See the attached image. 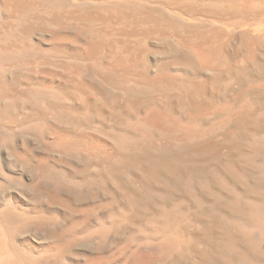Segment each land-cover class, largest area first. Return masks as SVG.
<instances>
[{"label": "bare ground", "instance_id": "bare-ground-1", "mask_svg": "<svg viewBox=\"0 0 264 264\" xmlns=\"http://www.w3.org/2000/svg\"><path fill=\"white\" fill-rule=\"evenodd\" d=\"M79 1L0 0V158L20 151L17 163L34 175L25 213L65 210L66 222L40 224L57 249L54 264L82 248L93 255L90 264H264V75L234 72L226 52L238 37L243 67L263 69L264 33L235 35L224 26L261 25L264 0H211L214 7L198 3L204 0ZM168 8L225 24H189ZM164 37L191 50L197 78L163 62L151 69L152 41ZM92 94L123 114L120 130L108 131L118 153L91 150L81 139L77 120H90L83 105ZM134 168L146 178L140 187L123 177ZM173 181L189 203L169 202ZM124 186L133 190L116 210ZM12 194L0 214V264L22 262L8 240L33 245L25 234L31 220L23 207L16 212L24 201ZM190 202L220 226L199 262L191 261L182 227ZM134 212L140 220L126 232L123 220Z\"/></svg>", "mask_w": 264, "mask_h": 264}, {"label": "rangeland", "instance_id": "rangeland-1", "mask_svg": "<svg viewBox=\"0 0 264 264\" xmlns=\"http://www.w3.org/2000/svg\"><path fill=\"white\" fill-rule=\"evenodd\" d=\"M74 1H75V3L80 2L79 0H74ZM188 1L189 0H185L182 3L187 4V3H189ZM198 3L204 7H211V6L214 7L216 5L214 2L211 3V0H207V1L204 0V1L198 2ZM168 9L169 10H167V12L170 15H172L176 18H180L181 20H183L189 24L207 23V24L211 25V23H212V25H217V26H221V25L223 26V24H225V23L222 24L221 21L216 22L215 20H217V19H215V18L212 19L213 17H208L206 15H202V14L187 15V14H184L179 9H174V10L171 8H168ZM212 20H214V21L212 22ZM257 22H258L257 20H251L250 22L249 21L246 22L244 25L243 24H240V25L225 24L224 26H226L225 28L228 31L230 30V32H234V34L236 33L235 35H237L238 32L244 33L247 31L249 33L253 32V34H255V35H260L261 32L263 34L264 33V21L261 23L262 26L258 25ZM253 26H255V27H253ZM233 28H235V29H233ZM232 29L235 31H233ZM254 29H256V30H254ZM257 33H259V34H257ZM230 39L226 45V52L228 54L230 67L232 68V70L236 73H239V74L242 73L244 70L247 72L249 71L250 75L253 76V74H254V76H253L254 78L256 76H260V74L264 75V68L261 69V68H257L254 66L243 67V65L241 64L242 51H241L240 46L238 44L239 38L234 36ZM42 40L47 41V42H53V38H50V37H46V38L42 37ZM164 42H171L174 45H176L177 48L180 47V49L182 48L186 52L189 51L191 53L190 49H188L187 47H184L182 45L180 46V44L174 38L164 37V38L155 39L152 41L151 55H154V54H158L161 56L167 55L169 53V49H168V47H166L164 45ZM65 43H66V41H65ZM152 57L153 56H151V59H150V67H151V69H155V68H153L155 66V62L154 63L152 62ZM161 61L164 64H168L169 67L172 69V71H174V72L177 71L179 74H180V71H182V70H178L177 68L180 67L181 69H184V68L186 69L187 67L190 66V65H188L189 64L188 60L184 59V58H169V59H163ZM162 62L160 64H162ZM239 69H241V70H239ZM193 70H195V69H193ZM183 72L184 71H182L181 74L189 75V77H191L193 79L198 77V75L196 73L195 74H188V72H184V73ZM202 77L204 79H206V78L209 79L205 75H203ZM88 101L84 102L83 107L85 109H88L91 112L90 120L87 121V120H83L82 118H79L77 120L79 126L81 128L83 127L81 129V133H80L81 139L86 140L85 142L89 145V147L90 146L94 147L95 148V149L93 148L94 150L106 151L107 153H111V154L118 153V147L116 146L115 141H112L109 138L108 131L111 129H114V128L120 130V128H121L120 123H122V121L124 119L123 114L121 115V113L111 109L110 106L103 103L100 100V97L95 95V94L90 95ZM174 105L179 110L182 108L181 102L178 100L175 101ZM91 147H90V149H91ZM93 149H91V150H93ZM20 155L23 156V153L22 152L20 153V151H18L15 154V159L14 158L13 159H11V158H4V159L0 158V161H1L0 162V168H1L2 173L4 174V176L6 178V179H0V181H1L0 187H5V186L9 187L12 184V186L9 189V191H10L9 193L8 192H1L0 193V214L4 213L5 208H6V204H8L9 199L13 195L12 193L17 194L18 197L24 201V203H21V207L19 208V210L17 209L18 210L17 211L15 208L14 211L16 210V212L20 213L21 208L23 207L24 209L22 208L21 213L24 214L26 209L28 208V205H29V207H31V205L33 204V202H32L33 200L29 199L28 195L26 194V191H29V188L33 187L34 175L32 174L31 170L26 168V166L17 163V160H16L17 156L19 157ZM29 159L32 160V162H34L36 158L33 155H31V156H29ZM78 168L79 167H77L75 165H70V167H69V169H71L75 174L78 172V170H79ZM5 173H6V175H5ZM144 176L145 175L143 174V172L140 169H136V168H134L133 171L125 172L123 174L124 179L130 180L131 182L133 181L132 183L135 184L136 187L137 186L140 187L143 184V182L146 180V178ZM9 183H11V184L9 185ZM173 184H174V186H173L174 188L173 189L171 188V190H170V196H169L170 198L168 199L169 202L170 201H171V203H173V202L180 203L181 202L183 204L186 201H188V203H189V201H191V198L189 196L186 197L184 195V192L181 189V187L178 186L177 181H175ZM175 184H177V185H175ZM156 186L159 189H162L165 187V186L159 185L158 183L156 184ZM125 187L126 186L123 187L122 193L118 196V199L116 202V204H117L116 210H118V209L124 210L123 203H120V198L123 197L125 192H129V191H131L130 189H132L131 186H130V188H127V189ZM242 187H243V185H242ZM19 188H21V189H19ZM178 188H180V189L178 190ZM205 198L207 201L210 200V199H207L208 197H205ZM186 199H188V200H186ZM124 202H127V201L125 200ZM190 203H192V202H190ZM209 203H210V201H209ZM124 204H126V203H124ZM88 206L89 205H84V206H82V208H86ZM222 208H224V207H222ZM50 209L44 210L45 212L43 210L42 211L40 210L41 212L40 211L31 212V213L27 212L29 214H27V213L24 214V216L27 215L26 218H28L29 221L31 220L30 221L31 223H27V224H30L28 227L29 232L25 233V234H29V237H31V241L33 244V245L31 244L32 245L31 248L29 246H27L26 244H24L20 240H16V239L15 240H12V239L8 240V241H10V245H12L13 250H15L17 253L18 252L20 253L18 255H20L19 259L22 262L20 263V260H19L18 263H20V264H22V263L23 264H30V263L31 264H47V263L48 264H51V263L54 264L55 263L54 262V260H55L54 253L56 252L57 249L54 246L55 245L54 241H53V239L50 238L51 236H50L49 231H47V229H42L43 227L40 224H42L43 222L46 223L45 221H47L50 217L51 218L57 217L60 220H62V222H64L67 219V215L65 213V210H63V208L59 207V208H53L54 210L53 209L50 210ZM184 209L185 210L187 209L185 211L187 214L186 215L187 219L184 222L185 224L184 223L182 224V227H183V231H185V233H184L185 236L191 240V249H192L191 255H190L191 261L192 262H199L200 258H201L199 255H200V252L203 249L204 245L206 243H211V240L219 237L220 233H218L216 231V229L211 226L208 211L198 212L194 208L193 203L191 205L188 204V205L184 206ZM127 215H128V213H127ZM139 220H140L139 214L136 212H134L133 215H131V214L128 215L126 218H124L123 223H122L124 230L126 232L132 231V229L136 227L135 225L139 222ZM0 227H1V225H0ZM0 230H2V229L0 228ZM46 245H48V246H46ZM46 248H47V250H46ZM48 248L50 250H52L53 254L51 253V251ZM77 250H75L74 252L73 251L69 252L68 257H66L65 260H63L61 263L63 264V262H64V264H79V263H76V261L74 259L80 258L81 256H83V259H85L86 262H88L90 264L92 259L94 258L93 255L90 254V252L87 253L88 251L86 250V248L77 249ZM91 255L93 258L91 257ZM85 260L81 261L80 264H84ZM16 263L17 262H15L13 264H16Z\"/></svg>", "mask_w": 264, "mask_h": 264}, {"label": "water", "instance_id": "water-1", "mask_svg": "<svg viewBox=\"0 0 264 264\" xmlns=\"http://www.w3.org/2000/svg\"><path fill=\"white\" fill-rule=\"evenodd\" d=\"M164 45L166 47H168L169 53L167 55H164V56H161V55H158V54H154L153 57H152V62L153 63L155 62V66L153 68H157L158 65L162 62L161 60H163V59H169V58H184V59H187V58H190V56L188 55V53L184 49H182V48L180 49V47L177 48L176 45H174L173 43L164 42ZM177 69L189 72L191 74H195L196 73V70H193L190 66L187 67L186 69L185 68L181 69L180 67L177 68ZM236 184L240 188H244V187H242V185L240 183L236 182ZM210 223H211V226L213 228H215L218 233H220V226L218 225V223H212L211 219H210Z\"/></svg>", "mask_w": 264, "mask_h": 264}]
</instances>
